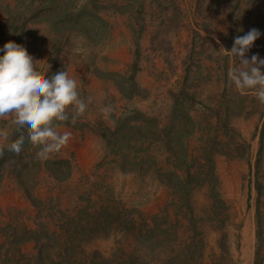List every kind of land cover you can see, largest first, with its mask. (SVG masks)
I'll use <instances>...</instances> for the list:
<instances>
[{"label":"rangeland","instance_id":"rangeland-1","mask_svg":"<svg viewBox=\"0 0 264 264\" xmlns=\"http://www.w3.org/2000/svg\"><path fill=\"white\" fill-rule=\"evenodd\" d=\"M252 28L247 58L264 59V0H0V49L23 45L91 97L44 162L27 138L7 151L18 133L0 119V264H39L44 247L80 263L264 264V104L229 81L227 51Z\"/></svg>","mask_w":264,"mask_h":264},{"label":"clouds","instance_id":"clouds-1","mask_svg":"<svg viewBox=\"0 0 264 264\" xmlns=\"http://www.w3.org/2000/svg\"><path fill=\"white\" fill-rule=\"evenodd\" d=\"M260 36V31L252 28L236 36L227 51L238 62L229 72V81L241 92L251 90L264 104V59L256 54L247 58ZM0 51L4 52L0 56V119L11 117L18 133V138L6 145L7 151L20 154L27 138L36 149V158L47 161L70 141V132L58 129L67 123L76 124L86 113L91 97L87 102L81 97L77 81L65 70L44 75L23 45L9 41ZM112 111L110 104L101 108L105 118ZM0 140H8L7 130H0ZM3 155L4 147L0 146V157Z\"/></svg>","mask_w":264,"mask_h":264},{"label":"trees","instance_id":"trees-1","mask_svg":"<svg viewBox=\"0 0 264 264\" xmlns=\"http://www.w3.org/2000/svg\"><path fill=\"white\" fill-rule=\"evenodd\" d=\"M178 188H181L187 192L191 191L190 188L188 187V184L187 183H184L182 181H180L178 184ZM259 188H261V186L259 185ZM69 230V229H67ZM49 237H53V235H49ZM68 251H70V247L68 246H65L64 250L61 251V255H65L68 253ZM48 255H51V253L45 251V247L44 248H40L39 252H38V257H39V264H100V263H97V262H92V263H89V262H86V263H80V262H76L74 261L73 259H69V260H64V259H54V258H50V259H47L45 258V256H48ZM109 264H112V263H109ZM127 264H135L134 261H129Z\"/></svg>","mask_w":264,"mask_h":264}]
</instances>
